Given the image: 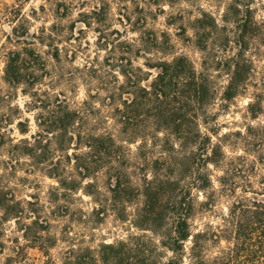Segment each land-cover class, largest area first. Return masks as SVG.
Wrapping results in <instances>:
<instances>
[{"label":"rangeland","instance_id":"rangeland-1","mask_svg":"<svg viewBox=\"0 0 264 264\" xmlns=\"http://www.w3.org/2000/svg\"><path fill=\"white\" fill-rule=\"evenodd\" d=\"M236 8L240 9L239 16ZM248 10L262 23L264 0H0V192L4 199H15L24 211L16 222L13 218L2 219L4 213L0 208V264L9 260L11 264H62L64 253L73 244L95 248L102 242L132 234L153 236L131 224L142 197L133 198L135 202L127 205L128 219L120 220L119 212L110 207L104 175H99L98 183L86 190L92 196L82 190L70 192L61 189L56 180L21 154L24 145H14L21 141L34 143L33 136L40 131L36 123L40 110L36 107L46 101L47 95H61L71 109H79L84 102L93 104L100 110L99 116L106 119L101 129L105 127L119 135L112 107L106 105L103 82L113 72L121 83L119 70L127 61L153 76L156 70L147 69V61L156 64L178 55L187 56L197 71L203 70L205 59L210 62L207 72L216 91L208 109L210 118L202 124V130L211 136V144L207 150L189 147L185 151L186 172L181 181L193 204L189 218L191 234H200L199 245L208 258L229 245L225 240L218 241L217 234L229 228L228 238L231 237V226L225 219L235 197L228 192L230 186L221 185L219 179L225 170L226 179L243 185L245 179L234 174L239 163L235 158L245 155L253 160L257 156L249 146L252 138L244 132L248 127L264 124V98L256 118L247 107L254 100V93L264 92L263 27L246 51L247 59L253 63L248 92L224 101L222 92L228 78L217 68V61L224 62L237 52V46L231 38L225 39L226 33L220 28L225 26L230 33L236 17ZM212 23L215 26L206 29V50L202 51L196 45V33L200 35V27ZM14 28L44 35V42L34 46L42 59H37L34 70L24 71L19 85L8 83L4 71L8 53L25 47L21 41L10 38ZM54 48L58 49L57 59ZM24 120L28 132L21 134L17 123ZM138 143L126 145L132 153L126 171L139 187L143 173L139 167L143 161L136 149ZM147 155L146 159L152 160L170 154H160L158 147ZM235 189L237 196L240 190ZM99 204L107 208L100 215L93 211ZM33 221L38 224L32 225ZM24 225L31 226L26 237ZM154 239L157 241L156 236ZM191 241L192 237L185 244L187 250Z\"/></svg>","mask_w":264,"mask_h":264},{"label":"trees","instance_id":"trees-1","mask_svg":"<svg viewBox=\"0 0 264 264\" xmlns=\"http://www.w3.org/2000/svg\"><path fill=\"white\" fill-rule=\"evenodd\" d=\"M236 12L239 16L240 9L236 8ZM250 14L248 10L242 17H236L230 33L227 27L220 28L226 33L225 39L231 38L237 46L233 57L217 61V68L228 78L222 92L224 101L248 92L253 63L247 59L246 51L250 41L262 27L264 29V20L258 23ZM212 26L215 24L202 26V33H196V45L202 51L206 50V29ZM10 38L25 45L19 51L8 53L4 70L6 81L19 85L24 80V71L34 70L37 59H42L34 46L44 42V35L14 28ZM54 49L57 59L58 49ZM42 65L44 67L45 63ZM209 65L205 59L203 70L197 71L187 56L178 55L156 64L147 61L144 66L156 70L153 76L143 67H134L130 61L119 70L121 83L118 76L110 73L102 84V91L106 105L112 107L113 120L120 127L119 135L105 127L101 129L106 119L99 116L100 110L93 104L84 102L79 109H71L61 95H47L46 101L36 107L40 110L36 118L40 131L33 136L34 143L21 141L14 147L24 145L21 154L29 157L47 177L56 180L61 189L70 192L82 190L92 196L93 193L86 190L98 183L99 175H104L110 207L119 212L120 220L129 217L127 205L142 197L131 224L138 231L153 235L132 234L113 242H102L95 248L73 244L64 253L62 264H264V124L248 127L244 132L252 138L249 146L257 156L253 160L245 155L235 158L239 163L234 174L245 179L243 185L226 179L225 170L219 179L221 185L230 186L228 192L235 197L225 219L231 226V237L228 238L229 228L217 234L218 241L225 240L229 245L208 258L204 247L199 245L200 234H191L189 218L193 204L190 197L187 199L181 180L186 172L185 151L189 147L207 150L211 144V136L202 130V124H207L210 118L208 109L216 96L207 72ZM263 98L264 92H256L254 100L248 103L253 118L262 110ZM27 125V120L18 122V131L26 134ZM137 142L136 149L143 161L139 167L143 171L139 187L126 171L132 154L126 145ZM158 147L160 154L170 155L146 159L149 150ZM220 155L225 156L221 151ZM208 162L215 163L211 159ZM148 168L150 173H147ZM235 188L240 190L237 196ZM0 208L4 213L2 219L13 218L18 222L24 214L20 203L4 199L1 192ZM93 211L100 215L107 208L99 204ZM37 224V221L32 222V225ZM24 226L26 237L31 226ZM190 237L192 245L187 250L185 244ZM7 264H11L10 260Z\"/></svg>","mask_w":264,"mask_h":264}]
</instances>
